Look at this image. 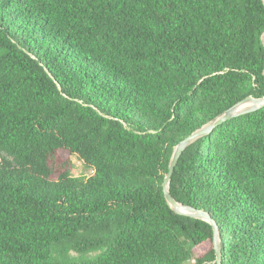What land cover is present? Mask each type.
I'll return each instance as SVG.
<instances>
[{
  "label": "trees",
  "instance_id": "1",
  "mask_svg": "<svg viewBox=\"0 0 264 264\" xmlns=\"http://www.w3.org/2000/svg\"><path fill=\"white\" fill-rule=\"evenodd\" d=\"M263 34V0H0V264H218L163 182L264 96ZM170 189L222 264H264V107Z\"/></svg>",
  "mask_w": 264,
  "mask_h": 264
},
{
  "label": "water",
  "instance_id": "2",
  "mask_svg": "<svg viewBox=\"0 0 264 264\" xmlns=\"http://www.w3.org/2000/svg\"><path fill=\"white\" fill-rule=\"evenodd\" d=\"M262 41L264 44V34L262 36ZM262 107H264V96L255 97L253 95H249L244 99L238 101L236 104L229 107L222 113L218 114L216 117H214L213 119L202 125L192 134H190L188 137L183 139L175 147L173 151L169 165V171L166 174L163 182L165 197L169 202L170 206L172 207V209L176 213L202 219L208 221L213 225L215 232L214 244H215L218 264H222V240L220 236L219 225L208 211L197 208L192 205L181 203L173 197L170 189L172 176L179 162L180 157L182 156L183 152L188 148V146L196 142L198 139L211 134L218 126L224 124L225 122L233 118H236L238 116L254 112Z\"/></svg>",
  "mask_w": 264,
  "mask_h": 264
},
{
  "label": "rangeland",
  "instance_id": "3",
  "mask_svg": "<svg viewBox=\"0 0 264 264\" xmlns=\"http://www.w3.org/2000/svg\"><path fill=\"white\" fill-rule=\"evenodd\" d=\"M62 156L64 158L69 157L72 160V174L75 177H78L80 180H83L85 177H87L90 173V170L86 169L83 166L82 161L75 155H67V153L62 152ZM1 160V156H0Z\"/></svg>",
  "mask_w": 264,
  "mask_h": 264
}]
</instances>
